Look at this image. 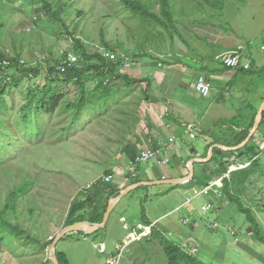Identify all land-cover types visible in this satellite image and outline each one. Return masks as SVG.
Listing matches in <instances>:
<instances>
[{"label": "rangeland", "instance_id": "obj_1", "mask_svg": "<svg viewBox=\"0 0 264 264\" xmlns=\"http://www.w3.org/2000/svg\"><path fill=\"white\" fill-rule=\"evenodd\" d=\"M212 1L214 6H209L206 1L203 7L201 4L197 6L198 0L177 3L178 15L180 7L182 11L184 8L185 15L181 19L180 15L177 23L182 36L177 34L172 38L162 27L149 26L146 32L149 31L150 36H144L142 22L125 10L118 0H79L77 8L85 10L88 15L77 21L76 37L82 38L91 52L103 51L105 45L101 34L104 30L105 41L115 50H119L123 44L133 53H148L132 63L133 67L128 72L138 80L151 79L154 94L159 99H167L168 103L164 100L142 107L143 122L137 125L129 113L143 96L145 85H141L134 93L124 96L122 103L103 117L79 125L66 141L56 146L45 144L47 147L20 157L14 171L0 172V206L6 204L7 193L22 178L33 179L30 201L24 203V209L20 205L19 211L24 210L21 220L29 226L30 210L27 209L30 205L35 210L31 222L36 223L35 230L41 241L47 243L45 250L35 251L7 235L0 245L1 264H47L52 246L49 242L67 227L66 217L71 203L79 192L105 179L108 169L113 168L119 174L114 182L117 186L128 180L122 184L126 188L133 186L132 183L138 179L151 184L165 180V177H186L183 166L186 167L189 155L184 157L183 147L186 153L192 148L201 152L206 140L209 144L218 137H224L226 126L222 124L225 121L238 117V124L245 127L258 114L264 102V52L261 51V46H264V0ZM14 7L17 11L7 15V26L12 33L0 37L1 48L8 54L20 53L23 61L32 64L30 67L46 60H57L67 52L73 55L75 41L72 37L51 34L35 23V18L42 16L39 15L41 4L32 7L31 12L23 7L22 0L14 2ZM156 8L159 12V6ZM189 9L195 11H192V16ZM190 20L199 24H191ZM255 33L261 35L249 47V50H255L251 70L247 73L227 70L230 68L223 64L226 54L239 49H242L243 54L244 45L250 44L251 39L256 37ZM218 36H221L220 40ZM214 38L219 42L208 50L209 46L202 44V41L205 39L208 42ZM231 48L236 49L225 52ZM243 58L244 66L250 61L248 52L243 54ZM129 60L132 62V58ZM49 69L45 65L37 78L25 79L21 88L14 91L13 99L21 103L22 96L28 97L31 88H43ZM222 75L228 77L226 82L220 81ZM201 76L213 84L208 98H202L196 90ZM95 85L93 81L89 88ZM251 107L258 111L255 112ZM191 125L194 127L195 139L189 135L188 128ZM52 126L56 128V122ZM259 130L264 131V126ZM138 136L145 137L143 144L149 149L158 146L160 141L173 139L172 145H176L174 148L177 153L175 158H178L172 159L170 167L160 165L157 161L141 165L137 158L130 162L121 153L120 140L125 141L127 138L135 142ZM263 140L264 132L256 138V145L263 152L260 173L252 177L249 186L243 187L242 199L248 208L252 207L264 230ZM32 146L31 149L37 145ZM231 158L227 159V165L234 162L230 172L250 165V161L247 166L238 165L237 158L236 162L235 158ZM211 160L207 166L195 164V172L200 174L206 169H216L218 164ZM137 175L140 178H136ZM208 202L209 197L198 188L167 184L139 187L116 206L105 228L89 235L72 232L58 244L57 251L67 254L71 264H107L105 258L112 252L121 253L122 264H169L161 245L164 237L152 243L145 237L131 244H127L124 239L131 231L135 236L139 234L132 229L133 225L140 227L141 223L150 220L168 240L186 249L197 246L198 253L194 256L201 263L264 264V245L248 235L246 218L236 205L224 200L221 209L215 203V209L204 210L203 206ZM186 219H190L189 225H185ZM191 224H195V227H191ZM210 224L212 230L209 229Z\"/></svg>", "mask_w": 264, "mask_h": 264}, {"label": "trees", "instance_id": "obj_2", "mask_svg": "<svg viewBox=\"0 0 264 264\" xmlns=\"http://www.w3.org/2000/svg\"><path fill=\"white\" fill-rule=\"evenodd\" d=\"M16 1L21 0H0V37L12 33L7 26L9 20L7 15L17 11L14 7ZM22 1L23 7L29 12L32 11V7L38 4L42 5V9L39 11V15L42 16L35 18V23L41 29L55 35H68L74 39V51L72 53L78 58V62L65 71H59V66L63 60L71 55V52H67L57 60H46L35 67H30L32 64L26 61L22 63L23 59L20 53L8 54L0 45V61H8L10 64L5 68L0 66V172L14 171L17 161L25 154L47 147V145L56 146L66 141L75 133L79 125L93 121L100 116L103 117L112 108L120 105L124 96L134 93L141 85H145L143 96L137 101L136 108L129 113L131 119L137 125L143 122L141 117L142 107L156 102L161 103L164 100L168 103L167 99H159L154 94L155 90L151 79L138 80L128 72L133 67L132 63H136L137 59L143 55H148V53H133L123 44L120 45L119 50H115L105 41L103 30L101 37L105 50L117 54L115 60H110L104 57L102 50L91 52L86 42L82 38L76 37L77 27L79 26L77 21L88 15L85 10L77 8L79 0ZM206 1L209 6H214L212 0H198L197 6L201 4V7H203L202 5ZM118 2L125 10L130 11L134 18L142 22L144 36H150L149 31L146 32L147 26L151 28L162 27L167 33L171 34L172 38L177 34L182 36L177 28V23H179L178 18L180 15V19L184 18L185 11L183 7V11L180 7L178 15L176 4L184 2V0H118ZM157 6H159V12L156 11ZM192 11L193 9H189L190 15ZM43 15H46V17H43ZM74 15L75 18L72 19ZM189 22L199 24L191 20ZM14 37L17 39V36ZM182 38L186 42L185 38ZM151 39H153V36ZM129 58H132V62ZM128 62L131 68L125 69ZM45 65L50 68L47 71L46 85L41 89L31 88L28 97L22 96L23 101L21 103H19V100L13 99L14 91L21 88L23 81L29 78H37ZM93 81L96 82V85L89 88L90 83ZM251 109H254L255 112L258 111L255 107ZM256 116L257 114L251 118L250 123L245 127L238 124V117L225 121L222 124L226 126L224 137H218L215 141L209 143L204 157L208 156L210 148L214 145H224L228 148L241 145L254 128ZM168 117L172 120L170 116ZM53 122H56V128L52 126ZM223 126H220V128ZM263 126L264 115L259 129ZM260 133V130H258L257 134L260 135ZM257 136L253 137L242 150L236 152L215 149L211 161L218 164L216 169H206L200 174L195 172L194 179L189 183L174 187L198 188L203 191L210 187L214 181L222 179L221 186L215 185L206 194L209 201L211 200L213 204L218 203V209H221L224 200L235 204L237 210L246 218L245 228L248 235H252L251 237H254L256 242L264 245L263 227L257 220L252 207L248 208L242 199L243 187L247 184L249 186L252 177L256 173H260V158L263 152L256 145ZM126 139L125 141L120 140L122 143L121 153L130 162H134L140 155L143 146H145L143 144L145 137L138 136L135 142L128 139L126 141ZM31 145H33L32 148L37 146L31 149ZM240 155L248 159L250 165L245 169L230 172L232 164L227 165V159L232 157L236 160ZM201 164L208 165V163ZM187 173H189V170ZM106 176L113 181L98 180L88 190L77 194L71 203L65 226L85 221L95 224L103 222L110 201L120 196L122 191L120 186L114 183L119 174H116L113 168L106 171ZM32 181L33 179L22 178L7 193L6 204L0 206V245L3 244L4 237L9 235L18 240L21 245L32 250L42 251L46 249L47 243H43L36 233V223L31 222L34 219L35 210L30 205L27 209V211L30 210L28 216L29 226L21 220V215L24 213V210L22 212L21 209L25 208L24 203L30 201L29 192L34 185ZM138 182H141L140 179L132 184ZM20 205L22 208L19 211ZM184 223L189 225L190 219H186ZM147 225L149 226L151 223H147ZM194 225L191 224V227H195ZM209 229H213L211 224ZM161 237H164L161 245H163L169 264H205L199 262L195 258V254H192L191 250L198 249L197 246L187 247L186 249L183 245L168 240L155 229V226L152 227L151 235L144 239L152 243L154 240L159 241ZM54 240L55 238L49 242V245L53 244ZM57 256L60 264H69V259L65 253L57 251ZM47 264L53 263L48 259ZM120 264H122V260Z\"/></svg>", "mask_w": 264, "mask_h": 264}, {"label": "built area", "instance_id": "obj_3", "mask_svg": "<svg viewBox=\"0 0 264 264\" xmlns=\"http://www.w3.org/2000/svg\"><path fill=\"white\" fill-rule=\"evenodd\" d=\"M104 53V57H106L107 59L110 60H115L117 57L116 53H113L112 51H108V50H103L102 51ZM243 54H242V49L239 50H235L232 51L228 54H226V56L223 58V64L224 66H226L227 68L230 69H240L243 68L244 70H250L251 69V65L250 64H245L243 66ZM78 62V58L74 55H70L68 58H66L65 60H63V62L61 63V65L59 66V71H65L68 68L72 67L73 65H75ZM22 63H24V61H22ZM0 66L8 67L9 66V62L8 61H0ZM130 68V63L128 62L125 65V69H129ZM196 90L198 91V93L202 96V98H208L211 95V92L213 90L212 88V84L211 82L206 79L205 77H200L197 84H196ZM193 129L194 127L191 125L188 128L189 131V135L191 139H195V133H193ZM174 143V140L171 139L168 142H159L158 146H154L153 149H149L147 146H144L142 151L140 152V155L137 157V162H139L140 164H148L152 161H157L160 165H164V166H170L171 164V150H170V146L172 147ZM106 181H110L112 180L111 178L107 177L105 178ZM214 185L217 186H221L222 185V179L219 181H216L214 183ZM212 185V186H214ZM206 188L203 193L207 194L208 191L212 188ZM190 201V199H189ZM204 210H209L210 206L208 207H204ZM142 228V227H141ZM146 230V229H144ZM143 230V232H144ZM144 235V234H143ZM143 235H134L132 236V239L130 241H128L127 243H131L132 241H135L137 239H140L141 237H143ZM197 252V249H193L192 253ZM121 253L117 256H111L107 259V264H120L121 261Z\"/></svg>", "mask_w": 264, "mask_h": 264}, {"label": "water", "instance_id": "obj_4", "mask_svg": "<svg viewBox=\"0 0 264 264\" xmlns=\"http://www.w3.org/2000/svg\"><path fill=\"white\" fill-rule=\"evenodd\" d=\"M263 115H264V102L261 105V108L257 114V118L255 120V125L254 128L252 129V131L250 132L249 136L247 137V139L239 146L237 147H232V148H228L225 147L223 145H214L210 148L209 153L207 158L205 159H192L189 162V166H190V173L187 177H183V178H176V179H169V180H162V181H158V182H153L151 184H145L147 182H140V183H136L133 186L129 187V188H125L124 190L121 191L120 196H118L117 198L113 199L110 201L107 212L104 216V220L101 224H95V223H91V222H78L75 223L73 225L67 226L66 228H64L55 238L51 248H50V253H49V260L53 263V264H60L58 256H57V247L58 244L61 242V240L63 238H65L67 235H69L72 232H83L84 234H93L97 231H99L100 229H103L107 226L110 217L114 211V209L116 208V206L120 203V201L126 196L128 195L130 192H132L133 190L139 188V187H143V186H150V185H158V184H167V185H173V186H181V185H185L187 183H189L191 180L194 179L195 176V164L196 163H200V162H209L214 155V150L216 148H219L221 150L227 151V152H236L239 151L241 149H243L245 146H247L249 144V142L251 141L252 137L257 133V131L260 128V125L262 123L263 120Z\"/></svg>", "mask_w": 264, "mask_h": 264}, {"label": "crops", "instance_id": "obj_5", "mask_svg": "<svg viewBox=\"0 0 264 264\" xmlns=\"http://www.w3.org/2000/svg\"><path fill=\"white\" fill-rule=\"evenodd\" d=\"M206 26V25H205ZM256 34V37L255 38H253V39H251V42H250V44H246V45H244V53L245 52H248V55H249V60L250 61H247L246 63H248V64H250L251 65V67H252V62H251V60H252V58H253V53H254V49L252 48V49H250L249 50V47L252 45V42H255L257 39L256 38H259L260 37V35H261V33H255ZM220 38H221V36H218V39L220 40ZM216 40H217V38H214L213 40H211V41H206L205 39H203V41H202V44H204V45H206V46H209L208 47V50H211L210 49V47H213V45L214 44H216V43H218V42H216ZM240 47H242V46H240ZM238 48V47H237ZM233 49H236V48H231V49H229L228 51H225L226 53L227 52H229V51H231V50H233ZM261 51L262 52H264V46H261ZM195 52L197 53V51L195 50ZM243 53V54H244ZM198 54V53H197ZM201 56V55H200ZM215 56H217V55H215ZM206 57V56H205ZM264 66V65H263ZM242 68H240V69H237V70H235V69H227V70H234L236 73H245V72H249L250 70H248V71H244L243 69L241 70ZM223 76V75H222ZM219 79H220V81L221 82H226L227 80H228V77L227 76H223V77H219ZM212 86H213V84H212ZM263 101H264V99H263ZM262 101V102H263ZM251 108H254V107H251ZM248 123H250V120H249V122ZM247 123V124H248ZM264 131L263 130H261V133H263ZM208 142L209 141H205V147H204V149L201 151V152H198L195 148H192L190 151H189V153H186V152H184V147H183V155L184 154H186V155H184V157H187L188 155H189V159H191V158H193V159H195V158H197V159H204L205 157H204V155H205V153H206V147H207V145H208ZM176 146V145H175ZM175 146H170V150H171V160L172 159H174L175 157H176V155H177V153H176V151H175ZM175 147V148H174ZM173 154V155H172ZM181 157H182V155H181ZM178 158V157H177ZM177 158H175V159H177ZM248 159H246V158H243L242 157V155H240L238 158H237V162H238V165H249V160L247 161ZM180 162H181V160H180ZM210 162V161H209ZM209 162H207V163H209ZM235 162H236V160H235ZM182 163V162H181ZM200 163H206V162H200ZM234 163V162H233ZM233 163H231V164H233ZM183 164V163H182ZM197 164V163H196ZM141 165H143V164H141ZM229 165H230V162H229ZM189 161H188V163H187V165H186V167H184L183 166V168H184V171H188L189 170ZM232 166V165H231ZM168 167H170V166H168ZM187 167H188V170H185V169H187ZM235 167V166H234ZM189 173H190V170H189ZM189 173H187V176L189 175ZM139 175V174H138ZM138 175H137V177H138ZM186 176V177H187ZM177 178H181V177H177ZM160 179H161V177H160ZM169 179H176L175 177H165V180H169ZM219 180H221V179H219ZM143 181H149V179L148 180H143ZM223 181V180H222ZM128 182V180L127 181H123V183H121L119 186H120V188L122 189V190H124L126 187H123L122 186V184H126ZM216 181H214L212 184H211V186L212 185H214V183H215ZM129 185H131L130 183H129ZM134 185V184H133ZM210 186V187H211ZM215 186V185H214ZM214 186H212V188L209 190V191H211L212 189H213V187ZM209 188V187H208ZM205 190V189H204ZM203 190V191H204ZM208 191V192H209ZM201 192V191H200ZM113 200V199H112ZM121 202V201H120ZM208 206H210V209L209 210H211V209H214V204L213 203H211V200L208 202V204H206V205H204L203 206V208L204 207H208ZM160 218H158L157 220H159ZM156 220V221H157ZM147 223H151V225H147ZM140 227H138V225H133V227H132V229L133 230H136V231H138V232H140V234L141 235H143V237H148L149 235H151V233H152V227L153 226H155V229H156V226L157 225H154V222H151L150 220H147L146 222H145V224L144 223H141V225H139ZM141 227H144V228H141ZM144 229H146V230H144ZM143 230H144V232H143ZM132 236H134V233H133V231H131V233L127 236V237H125L124 239L125 240H128V239H130ZM103 244H105V243H103ZM128 244V243H127ZM113 254H115L114 252H112L111 254H108L107 255V257L105 258V260L109 257V256H111V255H113ZM66 256L68 257V255L66 254ZM68 259H69V264H71V262H70V258L68 257ZM106 262V261H105Z\"/></svg>", "mask_w": 264, "mask_h": 264}, {"label": "clouds", "instance_id": "obj_6", "mask_svg": "<svg viewBox=\"0 0 264 264\" xmlns=\"http://www.w3.org/2000/svg\"><path fill=\"white\" fill-rule=\"evenodd\" d=\"M139 235H140V234H138V236H139ZM149 236H150V235H149ZM141 238H142V237H141ZM143 238H144V237H143ZM128 241H130V240H127L126 243H127ZM135 241H136V240H135ZM132 242H134V241H132ZM132 242H131V243H132ZM131 243H128V244H131ZM191 251H192V250H191ZM197 253H198V249H197V252L192 253V254H197ZM106 261H107V259H106ZM106 263H107V262H106Z\"/></svg>", "mask_w": 264, "mask_h": 264}, {"label": "bare ground", "instance_id": "obj_7", "mask_svg": "<svg viewBox=\"0 0 264 264\" xmlns=\"http://www.w3.org/2000/svg\"><path fill=\"white\" fill-rule=\"evenodd\" d=\"M243 64H244V62H243ZM9 65H10V64H9ZM2 67H3V66H2ZM242 69H243V68H242ZM242 69H241V70H242ZM186 129H187V128H186ZM263 141H264V140H263ZM223 146H224V145H223ZM172 155H173V154H172ZM229 158H230V157H229Z\"/></svg>", "mask_w": 264, "mask_h": 264}]
</instances>
